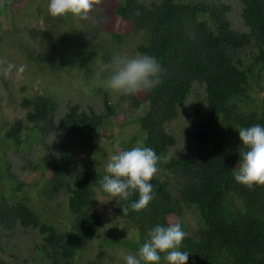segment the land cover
I'll return each mask as SVG.
<instances>
[{
	"label": "trees",
	"instance_id": "trees-1",
	"mask_svg": "<svg viewBox=\"0 0 264 264\" xmlns=\"http://www.w3.org/2000/svg\"><path fill=\"white\" fill-rule=\"evenodd\" d=\"M16 1L0 0V17L8 15L15 23L2 30L0 22V60L3 41L15 32L11 38L40 66L48 63L54 71L77 68L86 76L93 72L100 52L90 45L91 38L98 37L105 15H97L96 26L84 32L69 13L59 18L68 33L56 38L52 25L28 31L22 24L16 25L20 21L13 5ZM241 2L244 31L232 27L231 6L226 0H118L113 11L119 29L120 24L122 27L118 33L112 31L114 40L120 42L124 25H130L133 32L143 35L138 52L156 57L162 66V83L153 90L119 94L134 109H146L133 121L140 137L122 142L119 150L147 146L161 158L159 171L151 180L154 198L143 210L129 209L124 214L122 208L139 199L135 193L128 201L119 198L115 210L139 229L142 240L155 225L178 222L187 233L179 248L189 252L187 264H264V185L248 188L234 179L245 146L230 133L255 124L264 126V0ZM41 11L38 6L39 16ZM25 33L30 41L39 39L51 55L39 50L34 56L32 42L23 40ZM101 57L105 61L111 58L107 54ZM104 71L110 73V68ZM196 83L204 88L200 103H205L194 133L200 150L195 156L171 154L176 139L168 124L183 112ZM103 104L104 111L98 113L74 103L58 118L55 97L44 93L25 96L21 102L24 115L9 122L0 135V181L9 191L0 196V226L36 231L24 260L11 254L22 264H85L75 260L76 253L103 226L101 215L89 210L97 201V189L103 191L100 181L108 174L106 165L99 163L98 144L116 114L107 91ZM55 132L68 133L89 146L97 144V150L90 147L95 151L86 167L72 151L41 159L49 169L46 184L38 189L41 196L61 203L63 194V204L68 203L71 216L68 223L61 224L52 222L51 211L44 213L35 207L8 158L9 150L25 145L27 149L30 139L42 140ZM0 264L8 262L0 258ZM160 264L166 262L162 259Z\"/></svg>",
	"mask_w": 264,
	"mask_h": 264
},
{
	"label": "rangeland",
	"instance_id": "rangeland-1",
	"mask_svg": "<svg viewBox=\"0 0 264 264\" xmlns=\"http://www.w3.org/2000/svg\"><path fill=\"white\" fill-rule=\"evenodd\" d=\"M151 0H147L150 2ZM157 1V0H156ZM231 6L229 18L232 27L239 31L247 30L242 19L243 4L241 0H226ZM118 0H101V2L93 8L88 18L84 23H79V17L72 16V20L78 24V28L87 32L89 26L93 28L98 23L97 15H105L106 19L102 23L101 31L98 33L96 39L91 38V46L95 47L100 52V57L96 59L93 72L86 76L82 70L77 68L60 69L54 71L50 64H43L40 66L36 60L27 57L24 52L17 46V40L11 38L14 33L8 34L2 43V58L0 60V135L2 136L8 129L9 122L20 118L24 115L25 109L21 105L22 99L25 96H35L37 94H50L55 97L58 102V118L64 115L69 106L78 103L83 109H93L100 113L104 111V93L107 91L111 97V102L115 104L116 114L111 118V122L103 131L98 150L101 151L99 155V163L101 166L106 165L109 157L114 154L118 144L126 141L132 136L140 137L137 125L133 122L136 116L146 112L145 107L138 110L132 108L129 101L119 99V94L108 89L105 86L106 77L110 73H105L106 68H110L111 61L114 57H133L139 55L137 52V45L142 41L143 35L134 34L130 26L124 25L125 37L121 43L114 40V30L120 31L117 19L114 16V9L116 8ZM49 0H18L13 5L17 11V17L20 21L16 25L26 27L29 29L45 28V24L53 26V35L56 38L65 36L68 29L61 21V17H53L48 11ZM40 6L42 11L39 16L37 7ZM11 11L8 12V14ZM20 15V16H19ZM22 20V21H21ZM0 21L3 24L2 30L7 26L14 25L13 20L7 15H2ZM113 31V32H112ZM20 33V32H19ZM92 35V32L89 33ZM93 36V35H92ZM24 41H30L27 34L22 35ZM16 39H19L16 37ZM32 49L35 54L40 50L46 54L51 55L48 49L40 45V41L32 40ZM29 44V43H28ZM110 55L109 61L102 59V55ZM54 56L58 57L54 54ZM24 65L25 71L19 72V66ZM7 73V76L4 73ZM194 96L191 97L185 110L181 116L169 124V129L176 135V143L170 150L171 154L182 153L188 156H195L198 153L199 144L194 139V129L202 120V116L196 114L198 110L197 105L193 101H199V96L203 93V89L196 87ZM197 94V95H196ZM194 126V128H193ZM230 133L239 137V133L230 131ZM95 143L91 146L97 150ZM87 143H84L72 137L68 133H50L46 134L42 140H37L30 143L26 149V145L19 148V150H9L8 158L12 163V171L18 178L23 180L28 190L29 195L33 197L35 207L42 210L44 213L51 211L53 214L62 212L57 210V205L47 203L45 198L41 196L38 191L43 187L45 177L48 176V169L46 163L42 164L41 159H51L57 156L60 151H72L79 161H82L83 167L89 164L88 159L93 156V151ZM92 149V148H91ZM5 183L0 182V192L5 193ZM63 196L59 200H63ZM119 197L115 198L108 193L98 192V202L94 206L105 223V227L111 226L116 222L123 223V220L115 212V207L118 204ZM54 206V207H53ZM60 209H63L59 206ZM63 220L65 219L62 216ZM192 220V219H191ZM193 222V221H192ZM137 240L139 239L138 231H136ZM35 239L32 232L25 233L23 229L17 231L13 242L18 241L20 245L28 242L30 244ZM0 242L7 243L6 238L0 233ZM30 252L23 250L19 253L21 258L28 256ZM130 251H122L121 260L124 263L123 256ZM2 251H0V255ZM12 261V259L8 258ZM31 264V262H28Z\"/></svg>",
	"mask_w": 264,
	"mask_h": 264
},
{
	"label": "clouds",
	"instance_id": "clouds-1",
	"mask_svg": "<svg viewBox=\"0 0 264 264\" xmlns=\"http://www.w3.org/2000/svg\"><path fill=\"white\" fill-rule=\"evenodd\" d=\"M100 2L101 0H49L48 11L53 17H61L71 13L81 19H87L93 8ZM114 32L118 33L117 30H114ZM124 32L125 31H123V33ZM124 37L125 34L118 38L120 41L119 43L123 41ZM115 40L117 41V39ZM138 54L139 55L133 57L113 58L110 66V74L105 80V86L108 89L120 95L127 96L135 95L139 92L151 91L162 83V66L157 58L148 54H140L139 52ZM25 67L26 66L24 65H20L19 72L23 73ZM4 75L7 76V73L5 72ZM196 87L203 89V93L199 96V101H193L198 108L196 114L202 116L204 114L205 103H200V100L204 95V88L196 83L194 93L197 89ZM192 96L194 95L191 94V96H189V100L185 103L183 111ZM194 126L196 127L193 134L199 129L198 124H195ZM238 133L241 142L245 146V150L241 151L239 154V166L238 170L234 172V179L248 188H252L254 185H264V126L255 124L250 127H241L238 130ZM134 138L135 136H132L129 139ZM116 148L118 150H115L114 154L109 157L106 164V172L108 174H106L100 181L101 187L104 192L112 197H119L126 201L130 200L135 193H138L139 199L132 201L127 207H123L122 212L127 214L129 209L139 212L146 208L154 198L151 180L159 171L158 164L160 163L161 158L157 155L154 149L147 146H136L130 150H119L118 144ZM48 176L45 177V184ZM20 181L23 180L20 179ZM24 184L26 185L25 182ZM5 186V193L0 192V196H7L9 194L6 183ZM45 190L46 188H44V191ZM99 191L104 193L100 189H97V201L89 206L90 211L98 212L97 210H94V206L98 202ZM61 196H63V194H60L59 199ZM43 198H45L46 202L48 201L47 203L51 202V204L57 205V210H62V212L57 214H50L54 219L52 222L56 224L68 223V218L71 216L68 203L63 204V200L61 203L49 201L46 195H44ZM59 206L63 209H60ZM62 216L65 217L64 220ZM119 217L123 220L122 224L116 222L108 227H105L102 218V228H100L97 233L91 236L90 239L81 246L76 253L75 260L79 263L85 264H88L89 262H95L96 264H160L163 259L166 264H187L189 252L179 250L187 233L182 230L181 225L178 222L169 224L167 227L157 224L148 229L147 239L142 240L139 229L127 219L121 216ZM20 229L23 228L19 226L10 230L2 229L0 226V233L4 235L7 241V243L0 242V251H2L0 258L6 260L8 264H22L21 259V262H19L15 260L11 254H19L23 250H28V242L20 245L18 241L13 242L12 240ZM29 231L33 233L34 237L36 236V231L32 229H23V232L25 233H28ZM136 231H138L141 243L137 240ZM122 251L131 252V254H124V263L121 260ZM162 253L164 254L163 257L161 256ZM8 258L12 259V261L8 260ZM22 259L24 260V257ZM31 264H33V261H31Z\"/></svg>",
	"mask_w": 264,
	"mask_h": 264
}]
</instances>
